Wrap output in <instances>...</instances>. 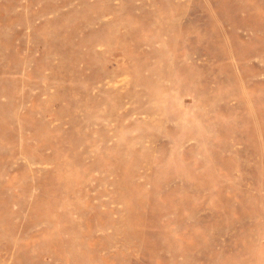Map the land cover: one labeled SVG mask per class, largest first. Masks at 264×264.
Masks as SVG:
<instances>
[{
	"label": "rangeland",
	"instance_id": "374dc122",
	"mask_svg": "<svg viewBox=\"0 0 264 264\" xmlns=\"http://www.w3.org/2000/svg\"><path fill=\"white\" fill-rule=\"evenodd\" d=\"M0 264H264V0H0Z\"/></svg>",
	"mask_w": 264,
	"mask_h": 264
}]
</instances>
